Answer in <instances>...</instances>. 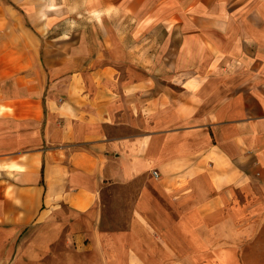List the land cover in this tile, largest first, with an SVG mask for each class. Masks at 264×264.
Segmentation results:
<instances>
[{"label": "crops", "instance_id": "crops-1", "mask_svg": "<svg viewBox=\"0 0 264 264\" xmlns=\"http://www.w3.org/2000/svg\"><path fill=\"white\" fill-rule=\"evenodd\" d=\"M44 1L0 0V264H234L264 228V0ZM138 180L100 229L103 188Z\"/></svg>", "mask_w": 264, "mask_h": 264}, {"label": "rangeland", "instance_id": "rangeland-1", "mask_svg": "<svg viewBox=\"0 0 264 264\" xmlns=\"http://www.w3.org/2000/svg\"><path fill=\"white\" fill-rule=\"evenodd\" d=\"M31 0H24L26 3H30ZM40 5L46 4L44 0H38ZM27 10H30V5H27ZM62 13V12H61ZM60 13V15H62ZM55 26H52V30L54 34L63 35L66 31L71 29H76L77 26L70 27L63 23V21H58L55 19ZM48 35V34H47ZM44 36H46V31L44 32ZM142 179V177H140ZM142 180L135 181L134 184L131 185H114V186H106L102 190V213L97 216V220L99 221V228L105 231H117L126 228V225L129 220L130 210L133 201L136 199V196L139 193L141 188ZM231 241H235V243L240 244V248L232 251L235 254L237 260H234V264H256L255 259L261 260V263L264 262V228L260 233H248L247 236L238 237L236 234H231ZM206 239V235H203ZM216 238L219 241H222L223 237H228L227 234H221ZM87 238V236H86ZM201 238V236H200ZM85 241H89L88 238ZM229 241V240H228ZM55 247L57 248L54 251V257L59 259L62 255L66 258H69V262L71 264H98L99 260L94 250H90L85 253L83 250L77 251L74 248L65 245L62 246L60 242H56ZM188 250H180L178 247V253L176 257L174 255H170V258H166V264H219L218 257L220 255V251L208 250L207 248H198L189 251ZM223 252V251H222ZM167 253H170L167 251ZM234 257V259H236ZM98 260V262H97ZM66 261V259H65Z\"/></svg>", "mask_w": 264, "mask_h": 264}, {"label": "built area", "instance_id": "built-area-1", "mask_svg": "<svg viewBox=\"0 0 264 264\" xmlns=\"http://www.w3.org/2000/svg\"><path fill=\"white\" fill-rule=\"evenodd\" d=\"M153 176H154V177H157V173H156V172H153Z\"/></svg>", "mask_w": 264, "mask_h": 264}]
</instances>
